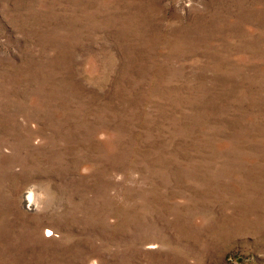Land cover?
Instances as JSON below:
<instances>
[{"label": "rangeland", "instance_id": "1", "mask_svg": "<svg viewBox=\"0 0 264 264\" xmlns=\"http://www.w3.org/2000/svg\"><path fill=\"white\" fill-rule=\"evenodd\" d=\"M0 264H264V0H0Z\"/></svg>", "mask_w": 264, "mask_h": 264}]
</instances>
